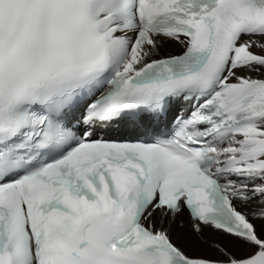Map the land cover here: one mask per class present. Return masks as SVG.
Instances as JSON below:
<instances>
[{"label": "snow or ice", "instance_id": "1", "mask_svg": "<svg viewBox=\"0 0 264 264\" xmlns=\"http://www.w3.org/2000/svg\"><path fill=\"white\" fill-rule=\"evenodd\" d=\"M254 73L264 0H0V264H264Z\"/></svg>", "mask_w": 264, "mask_h": 264}, {"label": "bare ground", "instance_id": "2", "mask_svg": "<svg viewBox=\"0 0 264 264\" xmlns=\"http://www.w3.org/2000/svg\"><path fill=\"white\" fill-rule=\"evenodd\" d=\"M165 47H175V52L167 54V52H170V50L164 51ZM184 46L181 44H178L176 42L172 41H165L163 43V46L160 48L157 57L170 55V54H178L183 50ZM254 51L256 49H253ZM164 52V53H162ZM254 77H260L264 78V75L261 73H254ZM236 206L239 207V209L244 212L248 213L251 212L256 207L255 203H249V204H243L239 201L236 202ZM244 210H242V209ZM155 222L159 226L162 222V217L159 212L155 213L154 215ZM260 226V222H256ZM163 224L166 228L170 230V235L175 243H177L180 247L184 249L186 253L189 255L196 254V253H203L205 255H211V253L203 247V245L195 244L191 239V220L188 217L186 212H182L178 216H176L174 219L172 217H168L167 219L163 220ZM204 239H216V240H222L223 242L227 243V238L221 236L220 234L216 233L212 228L205 227L204 233H203Z\"/></svg>", "mask_w": 264, "mask_h": 264}, {"label": "rangeland", "instance_id": "3", "mask_svg": "<svg viewBox=\"0 0 264 264\" xmlns=\"http://www.w3.org/2000/svg\"><path fill=\"white\" fill-rule=\"evenodd\" d=\"M176 47V46H175ZM175 47H165L164 46V51H167V50H170V51H172V52H175L174 50H175ZM242 209V208H241ZM243 210V209H242ZM244 211V210H243ZM251 212H252V210H251ZM251 212H249V216H251ZM248 214V213H247ZM254 223H256L257 221H253ZM257 224V223H256ZM257 227L259 228V225L257 224Z\"/></svg>", "mask_w": 264, "mask_h": 264}, {"label": "trees", "instance_id": "4", "mask_svg": "<svg viewBox=\"0 0 264 264\" xmlns=\"http://www.w3.org/2000/svg\"><path fill=\"white\" fill-rule=\"evenodd\" d=\"M162 53H164V52H162ZM169 53H172L171 51L170 52H167V54H169Z\"/></svg>", "mask_w": 264, "mask_h": 264}]
</instances>
